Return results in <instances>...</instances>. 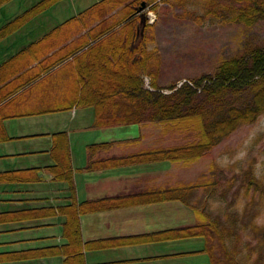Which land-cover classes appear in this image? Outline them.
<instances>
[{
  "label": "crops",
  "instance_id": "obj_1",
  "mask_svg": "<svg viewBox=\"0 0 264 264\" xmlns=\"http://www.w3.org/2000/svg\"><path fill=\"white\" fill-rule=\"evenodd\" d=\"M40 1L10 0L0 7V98L12 92L0 101V174L25 176L0 180V264H66L64 248L71 239L64 211L74 202L111 207L79 214L83 264H211L204 237L172 241L173 226L153 216L176 206L186 213L188 220L179 224L186 226L195 219L186 205L171 200L123 205L160 186L155 172L164 173L165 164L169 170L170 162L86 169L139 153V147L128 150L143 141L134 136L135 125L95 127V107L70 100L81 92L78 71L89 65V56L82 63L68 58L75 30L67 23L103 0H59L2 35ZM91 30L98 23L83 27L82 34L89 37ZM58 35L65 40L55 41ZM68 89L72 94L61 96ZM59 133L68 137L63 148H69L73 183L54 178L51 170L58 162L53 146ZM103 143L109 146L89 155V146Z\"/></svg>",
  "mask_w": 264,
  "mask_h": 264
},
{
  "label": "trees",
  "instance_id": "obj_2",
  "mask_svg": "<svg viewBox=\"0 0 264 264\" xmlns=\"http://www.w3.org/2000/svg\"><path fill=\"white\" fill-rule=\"evenodd\" d=\"M7 1L9 0H0V6ZM55 1L58 0H44L29 9L14 22L4 27L2 35L23 24L28 18H32L33 15L38 14ZM113 1L117 3L112 5L111 10L120 7V3L124 4L121 16H117L125 22V29L131 20L137 22L136 13L139 10L137 6L139 4L146 5V1L149 0H103L79 18L71 19L67 24L75 25L78 23L81 25L80 30L83 27H89L88 20L93 23L97 18L100 19L101 15L108 11L107 4ZM170 2L173 6L182 7L186 17L190 16L200 22L210 18L214 22L224 24L242 23L246 26H252L259 20H264V0H170ZM122 30H118V37H123L125 31ZM100 31H103V27L98 25L96 32L90 31L89 38L97 41L104 36L103 32ZM101 40H104V38ZM87 42L88 39L84 43ZM138 47L140 51L135 50ZM147 50V39L143 36L139 46L133 44L131 51L128 53L131 63L136 67L135 80L128 82V85L131 86L129 89L126 88L125 91L119 92V95L117 94L116 97L114 95L111 99L104 98V96H87L88 98L78 102V104L96 108L94 126L97 128L162 121L172 124L173 129H188L192 138L189 139L190 136H186L188 138L186 143L171 148L159 147L122 158L97 161L91 163L86 169H104L155 160L175 161L189 159L188 156H190V160H194L219 144L224 137L229 136L240 125L252 123L264 114V48H255L249 54L241 57L233 56L223 60L215 74L205 73L202 78L194 81L197 85V83H201L203 78L209 79L201 92H198L197 87L184 83L171 93L150 90L144 86V74L148 72L150 73L148 75L153 76L152 86L158 87L157 79L161 62L157 50L154 49L151 52L152 55H149L154 60L153 71L148 70L146 63ZM134 51L141 53V59H134L135 55H132ZM74 53L76 52L73 51L70 54ZM113 59L114 56L111 55V60ZM64 143H68V137L63 133L56 134L53 151L58 162L51 170L54 178L73 183V168L69 148L67 144L63 148ZM58 146L60 149L63 148L62 152L57 153ZM108 146L105 143L91 145L89 146V155L91 156L98 149ZM156 152L158 155L155 154ZM236 166L238 168L239 163L230 165V170L234 172L230 177V190L238 180V176L235 174ZM242 170V186L239 189L245 187V195L248 194L247 192L250 189L249 195L252 196L246 207L235 208L236 201L234 203L230 202V210L226 211L224 219L220 216L213 217L205 208L204 210L195 208L198 212L206 214L205 219L207 221L202 218L203 222L200 224L189 227L185 232H174L172 234L178 237L205 236L207 241L206 250L210 254L211 264H264V220L261 221L262 218L264 219V177L258 178L253 166H248L246 169L242 168ZM24 177L19 176L17 173L0 174V180L24 179ZM217 182L212 180L204 186L199 183L182 184L174 188L171 187L164 192L151 189L149 192L135 196L134 198H137L136 202L130 200L123 203V205H131L132 202L141 204L175 199L189 204L190 196L193 195L196 189L205 187L207 191L211 192L213 189L209 190L208 188L211 185L215 188ZM71 188L73 189L72 186ZM207 194L209 195V193ZM222 198H225L224 194H222ZM106 208L111 207L74 202L64 211L69 216L66 234L71 239L69 246L64 248L67 255L66 264H83L79 214ZM220 212H224V207ZM51 252L54 253V251Z\"/></svg>",
  "mask_w": 264,
  "mask_h": 264
},
{
  "label": "rangeland",
  "instance_id": "obj_3",
  "mask_svg": "<svg viewBox=\"0 0 264 264\" xmlns=\"http://www.w3.org/2000/svg\"><path fill=\"white\" fill-rule=\"evenodd\" d=\"M43 1L41 0L38 4ZM58 1L53 2L47 8L55 5ZM98 3L85 10V12L94 8ZM116 3V1H113L107 4V7H109L108 11L101 15L100 19L97 18L93 23L88 20L89 26L98 23V25L103 27V31L100 32H103L104 36L100 37L98 41L103 38L104 40L98 43L94 52L93 49L88 51L89 65L85 67V70L81 68L78 71V78L80 79L77 86H83L84 89L80 93V97L73 95V99L69 98L72 102H81L88 98L87 96H104V98L111 99L112 96L115 95L116 97L119 92L125 91L126 88L129 89L131 86L128 85V82L135 80L136 67L131 63L128 53L131 51L133 44L139 46L143 36L146 37L148 45L146 55L148 70L153 71L154 60L149 55H152L151 52L154 49L157 50L161 61L157 79L158 87L152 86L153 76L148 75L150 74L148 72L144 74L145 86L150 90H159L163 93H171L184 83L197 87L198 92H201L209 79L203 78V82L201 81L197 85H195L194 81L202 78L205 73L215 74L223 60L233 56L241 57L249 54L255 48H264V20H259L252 26H246L242 23L224 24L222 22H214L210 18L200 22L190 16L186 17L183 8L173 6L170 0H149L148 2L146 1V5L139 4L137 6L139 9L136 13L137 22L131 20L130 24L124 29L125 22L118 18V16H121L124 4L120 3V7L111 10L112 5ZM85 12L80 16L85 14ZM69 26L73 27L75 31L81 28L78 23L75 25L70 24ZM120 29L125 31L123 37L117 36V32ZM107 35L108 37H106ZM57 38L55 41L62 42L65 40L64 36L58 35ZM115 39L120 41L123 39L124 41L118 42ZM135 50L140 51L139 47ZM92 53L95 54L91 55ZM111 55L114 56L113 60H111ZM132 55H135L134 59H141V53L134 51ZM52 94L58 95L57 88L52 90ZM65 94L68 97L72 93L68 89L61 96H65ZM48 95H50L49 92ZM33 97L38 99V94L33 95ZM129 125L138 126L139 131L134 136L143 139V141H139L138 146L130 147L131 149L128 150L130 153H132L131 151H137L138 147L140 149L139 152L154 150L159 147L171 148L175 145L186 143L188 139L186 136H190L189 139L192 138L188 129H173V125L167 122L152 121ZM124 129L126 128H123V133H126L127 131ZM196 138L199 139L198 136ZM155 154L158 155L157 152ZM187 158L189 159L134 163H154V166H157L159 162H170L169 170H167L165 164L164 173L155 172L156 185H160L155 189L160 192L182 184L199 183L204 186V184H208L212 180L218 181L215 188L210 184L211 186L208 189H213L211 192L207 191L205 187L196 189L193 195L190 196V205L181 200H171L180 201V203L188 207V210L190 209L188 213L191 216L195 215L194 221L186 226L179 225L187 221L188 218L186 219V213L176 206L171 205V208L167 211L164 210L162 214L153 213L154 218L160 223L167 222L171 226H175L174 228L172 227L170 236L174 232H185L189 227L203 222L206 214L203 211V214L198 212L195 208L203 210L205 208L213 217L220 216L224 219L226 211L230 210V202L234 203L236 201L235 208L247 206L252 196L249 195L250 189L246 195L245 187L239 189L242 186V168L246 169L248 166H253L257 177H264V114L260 115L252 123L240 125L204 155L194 160H190V156ZM237 163H239V167H235V174L238 176V180L230 190V177L234 174L230 170V165ZM154 170L157 169L155 168ZM160 174H163V176ZM222 194L225 195V198H222ZM136 199L130 200L136 202ZM134 202L132 203L134 204ZM223 207L224 212L222 213L220 211ZM205 220L207 221V219ZM263 220L262 218L261 221ZM195 236L204 237L206 240L203 235L179 237L172 235L170 238L173 241L182 237ZM206 244L204 251L210 256L206 250ZM74 254L77 255L76 253Z\"/></svg>",
  "mask_w": 264,
  "mask_h": 264
},
{
  "label": "bare ground",
  "instance_id": "obj_4",
  "mask_svg": "<svg viewBox=\"0 0 264 264\" xmlns=\"http://www.w3.org/2000/svg\"><path fill=\"white\" fill-rule=\"evenodd\" d=\"M1 7V6H0ZM17 19V18H16ZM15 19V20H16ZM14 20V21H15ZM14 21H12V22H14ZM12 22H10V23H12ZM9 23V24H10ZM81 29V28H80ZM80 29H78V30H76L74 33H73V37L70 39V41H72V43H73V51H75L76 53H74L73 55L72 54H69V56H68V58L69 57H72V56H76V60L78 61V62H80V63H82V59H86V58H88L87 57V54H88V51L89 50H91V49H93V52H94V50H95V47H97V45H98V40L96 41V40H93L92 38V41H90L89 39V37L87 36V35H85V34H82V30H80ZM86 39H88V42L87 43H84L85 41H86ZM84 43V44H83ZM95 53H92L91 55H94ZM144 86H145V82H144ZM146 87V86H145ZM83 89H84V87L82 86V88L80 89L81 90V92L80 91H77L76 93H75V95L76 96H79L80 95V93H82V91H83ZM147 89H149V88H147ZM12 94V92H7L4 96H2L1 98H0V101H2V100H7L8 98H9V96ZM86 95H87V93H86ZM80 97V96H79ZM78 97V98H79ZM75 105H79L78 104V102H75L74 103ZM82 106H84V105H82ZM87 106H89V105H87ZM96 109V108H95Z\"/></svg>",
  "mask_w": 264,
  "mask_h": 264
}]
</instances>
